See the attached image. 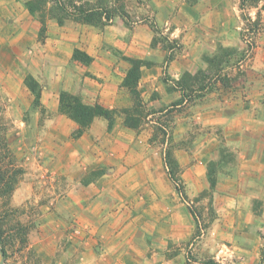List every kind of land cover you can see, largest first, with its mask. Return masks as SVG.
Returning <instances> with one entry per match:
<instances>
[{"label": "crops", "instance_id": "1", "mask_svg": "<svg viewBox=\"0 0 264 264\" xmlns=\"http://www.w3.org/2000/svg\"><path fill=\"white\" fill-rule=\"evenodd\" d=\"M27 1L0 0V50L16 52L17 55L11 56L12 67L23 68L25 72L24 77L15 75L17 78L7 81L11 94L6 96L14 99L19 113L29 111L34 100L24 85L25 77L31 75L39 82L40 106L32 111L30 123L54 132L51 138L59 141L55 140L53 157L73 180L76 177L72 174H78L80 163L85 161L109 166L106 174L89 185L104 186L98 188L97 198L94 195L89 205L76 203L78 212H82L81 228H107L106 232L95 231L101 241L110 244L109 249L87 253L88 264H185V247L189 244L193 247L198 224L189 203L182 199L165 172L163 160L158 161L143 142L142 133L125 127L121 117L109 132L108 121L99 117L81 137L73 138L78 124L59 112L62 92L79 96L90 106L99 104L117 110L132 107L129 91L121 87L129 66L113 52L147 59L151 41L147 26L137 22L128 26L121 17H116L114 24L101 31L74 21L61 26L56 20H49L46 41L39 42L40 25L26 9ZM5 34L13 35L11 42L5 39ZM77 50L89 56L91 62L74 60ZM250 68L253 75L241 79L246 85L241 97L235 102L227 99L228 106L221 103L219 108L204 109L205 124H217L210 120L215 110L223 116L218 124L225 129L227 146L237 160L216 174L211 232L217 234L218 242L230 238L234 250L227 252L243 254L245 259L250 252L247 247L258 243L254 233L264 221V41L257 48ZM153 72L142 68L139 86L162 93ZM210 145L203 144L205 164L212 157ZM195 167L189 168L188 174H181L187 197L208 189L206 170ZM255 200L263 203L261 212L255 210ZM224 226L238 232L225 235ZM209 231L203 230L195 245L202 258L220 248L212 246L210 250ZM174 247H179L176 254ZM251 249L254 258L258 245Z\"/></svg>", "mask_w": 264, "mask_h": 264}, {"label": "rangeland", "instance_id": "2", "mask_svg": "<svg viewBox=\"0 0 264 264\" xmlns=\"http://www.w3.org/2000/svg\"><path fill=\"white\" fill-rule=\"evenodd\" d=\"M84 1L102 2L104 9L116 15L109 25L114 24L116 17H120L119 12H125L130 17L129 23L137 22L147 26L151 35L148 58L143 59L142 68L154 71L152 77H157V83L162 86L163 92L144 87L142 90L139 86L140 77L138 90L145 102L146 112L151 115L142 120L138 131L131 130L142 133L145 145L153 150L152 154L158 161L163 160L164 165L165 156L170 153L178 164L177 177L181 180V174H188V169L194 165L195 170L199 166L208 174V189L187 197L186 202L189 203L198 229L192 239L193 247L190 248V244L185 247V264H258L264 221L257 226L260 230L254 233L258 243L250 244L251 248L258 245L254 258H251L252 249L249 247L248 259L235 251L230 255L227 252V249H233L230 238H221L218 242L217 234L211 232L214 230L211 223L215 219L216 174L225 171L228 165L235 164L237 160L227 146L225 129L218 124L223 116L215 110L210 120L217 124H205L204 109L219 108L221 103L228 106L225 102L227 99L235 102L245 92L246 85L241 79L246 77L247 80V77L253 75L250 65L257 48L264 41V1L244 11L241 9V0ZM248 17L252 22L258 23L257 32H252ZM33 18L40 25L37 40L46 41L47 25L45 35L41 38L42 24L37 17ZM94 28L101 31L105 29ZM4 37L11 42L13 35L5 34ZM222 48L228 50L223 52ZM113 53L125 61L130 69L131 64L126 58L131 57L120 52ZM14 54L17 55L10 49L0 50V134L4 133L6 136L16 168L23 171L11 198L0 200V223L4 227L8 251L5 264H88L90 259L87 253L109 249L110 244L101 241L95 231L105 229L106 232L107 228H81L79 218L82 212H78L76 203L89 205L94 201V195L97 198L98 188L104 186L89 185L106 174L109 166L85 161L80 163L81 171L72 174L76 177L74 180L61 167L60 162L53 157V146H57L55 140L59 139L51 138L54 132L36 128L35 124L30 123L32 111L40 106L34 104L35 96L26 84L27 77L32 76L27 75L24 80V85L34 100L29 111L19 113L14 99L6 96L11 94V86L8 88L7 81L17 78L16 76L24 77L25 74L23 68L12 67L11 56ZM209 58L215 60L210 66L207 64ZM89 59L90 61L74 60L89 64L91 58ZM129 94L133 101L130 92ZM183 95L188 100L176 105ZM59 112L63 114L60 105ZM56 134L59 132H55ZM72 137L75 138L74 135ZM207 142L211 143L209 151L212 152V157L205 164L203 144ZM164 169L168 174L166 166ZM209 174L216 178L214 188H211ZM253 204L255 210L261 212L263 203L255 200ZM150 218L154 216L151 215ZM223 229L225 235L237 231L226 226ZM203 230H210L209 235L213 238L209 243L210 250H213L212 246H220L215 253L204 258L195 247ZM238 236L243 238L242 234ZM242 243L241 241L239 246L241 248ZM178 249L179 247L173 248L175 254L179 252Z\"/></svg>", "mask_w": 264, "mask_h": 264}, {"label": "trees", "instance_id": "3", "mask_svg": "<svg viewBox=\"0 0 264 264\" xmlns=\"http://www.w3.org/2000/svg\"><path fill=\"white\" fill-rule=\"evenodd\" d=\"M264 0H241V9L244 11L253 5H257ZM26 9L31 15L37 17L42 24L41 38L44 37L46 32V25L49 20H56L60 25H64L67 21H74L77 23L91 25L98 28H104L112 23L116 15H112V12L104 9L102 2L89 3L84 0H29L25 3ZM120 16L126 25L130 26V17L125 12H119ZM252 26V32L258 31V23L252 22L248 17L247 19ZM246 21V18H244ZM226 52L227 48L221 49ZM74 59H85L90 61L84 53L76 51ZM131 64L126 77L122 82V86L127 88L131 93L134 101V105L131 108L124 109H108L99 104L93 106L86 105L82 102L81 98L66 92H62L60 95V111L74 120L79 128L74 132V137L82 136L92 125L95 118H104L108 121V131H112L118 117L123 119V125L129 129L138 131L142 120L145 117L151 115L147 113L145 102L138 90V82L141 77V68L144 66L143 60L126 58ZM215 60L207 59V64L212 65ZM26 84L30 91L35 96V105L40 104L41 87L37 81L28 76ZM188 100L186 95H183L181 101L176 104L179 105ZM0 200L2 198H11L16 185L19 181V176L23 171L16 168L12 154L8 149L7 139L4 133L0 134ZM6 159H10L7 161ZM165 166L167 168L169 177L174 183L177 192L180 194L183 200L188 201L185 193L184 184L180 178L177 177L178 164L176 160L169 153L165 156ZM209 181L211 182V188L216 185V178L209 174ZM263 244L260 248V259L258 264H264V235ZM0 248L4 254V259L8 257V251L5 242L4 227L0 223ZM213 264V262H208Z\"/></svg>", "mask_w": 264, "mask_h": 264}, {"label": "water", "instance_id": "4", "mask_svg": "<svg viewBox=\"0 0 264 264\" xmlns=\"http://www.w3.org/2000/svg\"><path fill=\"white\" fill-rule=\"evenodd\" d=\"M0 257H1L0 264H5L4 254H3L2 250H1V248H0Z\"/></svg>", "mask_w": 264, "mask_h": 264}]
</instances>
